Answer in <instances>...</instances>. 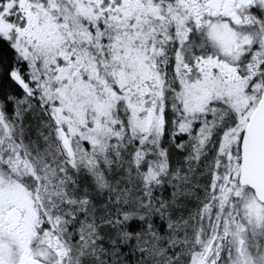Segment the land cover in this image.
Segmentation results:
<instances>
[{
  "label": "snow or ice",
  "instance_id": "obj_1",
  "mask_svg": "<svg viewBox=\"0 0 264 264\" xmlns=\"http://www.w3.org/2000/svg\"><path fill=\"white\" fill-rule=\"evenodd\" d=\"M0 264H264V0H0Z\"/></svg>",
  "mask_w": 264,
  "mask_h": 264
}]
</instances>
